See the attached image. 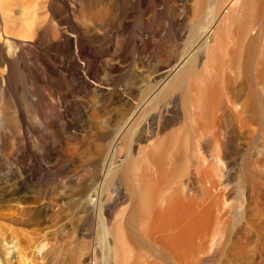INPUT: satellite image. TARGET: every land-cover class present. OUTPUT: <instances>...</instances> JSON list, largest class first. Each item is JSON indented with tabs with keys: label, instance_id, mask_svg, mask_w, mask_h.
Wrapping results in <instances>:
<instances>
[{
	"label": "rangeland",
	"instance_id": "obj_1",
	"mask_svg": "<svg viewBox=\"0 0 264 264\" xmlns=\"http://www.w3.org/2000/svg\"><path fill=\"white\" fill-rule=\"evenodd\" d=\"M45 1L51 18L59 21L58 32L66 51L48 48L53 45V27L45 28L42 40L37 37L32 44L45 53L46 63L36 56L35 65L49 63L72 71L75 61L85 68L76 40L79 31L83 38L89 36L85 26L94 20L83 10L99 11L109 6L112 14L99 20L98 30L102 38L109 39L111 63L119 70L109 76L112 85L96 83L86 75L96 86L111 90L105 94L82 95L67 91L66 84L35 79L28 96L24 85H18L15 100L19 109L14 107L13 116H0V264H174L169 254L152 246L147 237L142 242L132 233L124 235L126 226L121 222L130 213L126 193L117 203L108 200L115 184L110 175L105 178V157L110 154L121 163L127 154L121 149L118 126L112 127L104 141L106 128L90 113L96 105L112 101L111 114H120L116 89L123 84L132 91L145 89L127 95L132 105L129 140L132 143L144 135L141 142L134 141L129 158L138 159L139 166L127 180L116 178L124 192L130 176L135 180L131 190L140 202L134 227L139 231L143 228L140 212L144 208V173L149 169L140 145L145 147L159 134L176 129L172 145L185 148L188 161L180 178L171 181L164 177L161 199L175 191L183 193L201 207L210 206L215 216L195 264H264V106L250 122L251 130L242 135L234 132L229 156L220 161L222 147L215 136L207 129L196 130L192 122L194 92L189 77L173 87L174 75L161 76L170 68L176 72L183 65L189 68L198 56L200 67H204L206 51L202 40L194 37L198 22L194 19L195 0H30L35 2L33 11L40 14ZM24 3L15 1L13 8L19 16ZM253 32V39L246 43L244 61L248 57L258 65L264 59V10ZM226 37V56L232 64L230 52L236 43L232 33ZM232 66L238 68L241 82L232 97L243 102L253 83L244 65L242 72L240 60ZM196 73L197 65L192 75ZM122 74L124 81L120 80ZM2 92L0 83V104ZM52 103L69 115L75 127L65 128ZM231 121H236L232 113L227 124ZM227 162L230 166L224 175L221 166ZM173 167L169 165L171 171ZM99 200L102 204L94 206ZM113 232L122 233L124 241L119 261L114 256ZM134 239L138 240L135 246L131 244Z\"/></svg>",
	"mask_w": 264,
	"mask_h": 264
},
{
	"label": "bare ground",
	"instance_id": "obj_2",
	"mask_svg": "<svg viewBox=\"0 0 264 264\" xmlns=\"http://www.w3.org/2000/svg\"><path fill=\"white\" fill-rule=\"evenodd\" d=\"M15 1L0 0V83L3 85L0 104L1 118L13 116L14 107L17 106L15 95L18 85L22 83L29 96L32 93L35 79L42 83H47L50 80L54 84H66L67 91L82 95L93 93L96 95L98 91H101L102 94L111 93L110 89L96 86L86 77L88 75L96 83L111 84L109 82L110 74L114 70H119L116 64L111 63V56L113 55L112 52L110 53L111 43L109 39L102 38L98 30L100 27L99 20L109 18L112 14L109 6H105L99 11L83 10L84 14L94 20L92 25L86 24L85 26L89 36L83 38L79 31V40H76V44L79 45L80 56L85 60L87 66L81 67L73 61L75 68L71 71L68 67L58 69L49 63L46 66L35 65L37 64V57L46 63L45 53L40 52L32 44V41L37 37L39 41L42 40L45 28L53 27V45L48 46V48L54 49L56 47L66 51V46L61 44V35L58 32L60 30L59 21L56 22L49 15L50 12L46 9V1L42 5V12L37 14L33 11L35 2L31 3L30 0H25L19 11L21 16L14 11ZM263 10L264 0H195L194 19L198 22L194 29V37L202 40L203 48L206 51L204 67L203 64L200 67L198 56L193 64H189V68L183 65L181 70L177 72L175 68H170L161 75L163 77L174 75L173 87H178L183 79L189 77L188 81L192 82V91L194 92L192 122L196 124V130L203 132L204 129H207L215 136L222 147L219 153L220 161L225 156H229L234 132L237 130L242 135L251 130L250 122L256 118L259 112L258 108L263 109L264 106V59L258 65H254L253 60H249L248 57H245L244 61L246 43L253 39V30L259 23ZM125 12L129 13V11ZM182 14L183 12L179 17ZM125 28L126 22L123 21L121 30L124 31ZM228 32L233 34L236 43L235 48L230 52L232 64L240 60L242 72L244 65L245 71L253 83L249 87V97L243 102L232 97V94L240 88L241 82L236 74L238 68L232 66L226 56V35ZM120 50L121 57L124 58V44L121 45ZM106 57H110V59ZM196 65L197 73L194 76L192 70ZM120 80H125L124 74L120 76ZM123 86L116 89L119 96L117 105L121 106L120 114L117 116L111 114L109 107L112 101L108 104L96 105L90 113L94 121H101L106 128L107 133L102 137L104 141L108 140L112 127L118 126L122 143L121 149L122 151L126 150L125 153L127 154L121 163L114 161L110 154L105 157V178L110 175L112 183L115 184L114 189H112L113 194H109L108 200L117 203L123 194L126 193L129 196L130 213L127 218H123L127 222L119 219L122 220L121 224L126 226L124 235L132 233L142 242L147 237L146 239L152 246L168 253L174 264H195L196 255L203 249L202 239L215 216L210 206L201 207L200 204L188 200L183 193L175 191L169 197L161 199V188L165 184L164 177L171 178V181L180 178L188 161L187 150L181 146L172 145V138L177 131L176 129L163 135L159 134L157 140L150 141L145 147L139 144L140 153L145 152L149 169L144 173L145 195L142 200L144 208L140 212V216L144 220L143 228L139 231L134 227V219L137 216L140 202L131 190L135 186L133 183L135 180L130 176L126 192H124L121 189L122 183H117L116 178L121 176L123 181L125 178L127 180L129 174L132 175L133 168L139 166L138 159L133 161L129 158L133 156L130 153L134 150V141L141 142L144 135H139L133 141L134 143L129 140L130 108L132 105L127 95L133 91L142 93L145 89L139 87L133 88L132 91L125 84ZM52 105L59 114H57L58 117L63 121L65 128L75 127V122L69 120V115H65L57 109L56 105L58 104L52 103ZM66 108H70V105H66ZM230 113L235 116L236 121H231L228 125L227 117ZM112 131L114 135V130ZM160 161H163V164H159ZM169 165L174 166L172 171ZM229 166L230 162L221 166L224 175L228 172ZM206 176H208L207 172ZM136 181L142 187L140 179ZM211 183L213 186L215 185L214 181ZM101 204V200H99L93 205L100 206ZM104 206L108 205L104 204ZM121 234L120 232H113L114 256H118V261L122 255L121 248L124 249ZM134 241L138 240L132 241L133 246L136 245ZM148 264L155 263L153 261Z\"/></svg>",
	"mask_w": 264,
	"mask_h": 264
}]
</instances>
